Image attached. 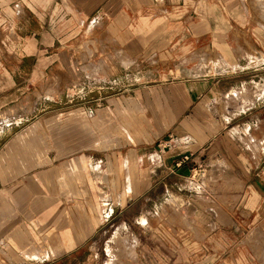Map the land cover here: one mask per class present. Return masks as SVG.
I'll use <instances>...</instances> for the list:
<instances>
[{
  "label": "crops",
  "instance_id": "obj_1",
  "mask_svg": "<svg viewBox=\"0 0 264 264\" xmlns=\"http://www.w3.org/2000/svg\"><path fill=\"white\" fill-rule=\"evenodd\" d=\"M115 66L108 79L122 75L123 93L75 92ZM261 71L264 0H0V115L35 113L0 147V248L47 261L59 239L56 255L69 256L104 223L96 199L136 201L204 167L205 181L240 187L217 210L204 191L215 207L191 225L195 262L264 264V153L256 162L234 137L264 133V100L247 109L249 97L232 96Z\"/></svg>",
  "mask_w": 264,
  "mask_h": 264
},
{
  "label": "rangeland",
  "instance_id": "obj_2",
  "mask_svg": "<svg viewBox=\"0 0 264 264\" xmlns=\"http://www.w3.org/2000/svg\"><path fill=\"white\" fill-rule=\"evenodd\" d=\"M87 30L89 31V28ZM261 65H263V60L257 66L261 68ZM115 73H120L116 66L105 73L87 75L86 78H80L75 86H73L78 87V90H75V92L78 94L79 90H82L86 94H92L103 88L104 91H100L103 94L112 93L113 91L115 93H123L125 88L124 80H121L122 75H117V86L110 84L113 81L109 80L108 76ZM259 77L264 78V71L256 73V84L248 82L247 84L250 86L246 85L239 89L248 90L242 96L251 97L248 98L249 102L250 100H254V97L256 103L259 100H264V85L258 82ZM244 79L253 80V78L249 79L248 77ZM237 91L232 93L234 98H237V94L235 95ZM49 99L53 100L54 98ZM226 99L227 97L219 102L218 109L222 108L221 105H224L223 102ZM243 105L232 102L230 106L234 107V110L230 111H240L238 108ZM256 110V129H262L264 128V106L262 105L259 110L257 108ZM34 116L35 113L30 108L0 115V147L11 139L18 130L33 122ZM237 125L238 119L231 120L230 130L236 128ZM39 130L37 131V136L44 140L46 133L45 131L39 133ZM240 136L239 132L234 135L235 139L238 138L242 144L248 145L247 147L253 149L256 162L260 161L262 157L260 153H264V150L262 151L264 133L256 134V142L246 144ZM243 138L247 141L251 138V135H244ZM254 144L256 146L252 148L251 146ZM201 159L204 160L205 158ZM202 168L204 170V167ZM263 169L261 167L258 171H262ZM195 173L194 171L188 173L185 179L172 175L163 184L156 186L144 195L142 199L136 201L127 202V199L123 202L122 199H113L112 196L96 199L95 204L91 203V205L101 207L102 216H100H104V223L93 238L69 256L61 257L59 254L56 255L54 248L60 242L57 238L56 245L52 247V252L55 255H51V258L47 261L25 262L24 258L17 256L12 259L5 249L0 248V264H197L195 256L200 249L194 245H190L191 239L194 241V238H196V236L194 237L191 225L193 226L196 221L209 222L203 210L206 207H215V205H208L210 199L203 195L204 191L208 190V186H213L209 187V189L214 192L217 198L214 199L217 210L221 206L232 205L234 200L224 197V193L238 190L240 184L226 177H223L224 181L222 183L214 182L212 179L205 181L204 177L202 179V176H204L203 172L197 176ZM260 177L263 178V176ZM89 202L87 200V204L91 208L92 206L89 205ZM114 202L116 203L115 206L113 205ZM111 209L113 213L109 212ZM100 216H97L99 221ZM64 233H67L68 238L72 239L68 232L64 231ZM128 239L139 241L138 246L131 248L127 244ZM34 250L30 252H34ZM35 251L39 253V250ZM40 259L41 256L39 254V257L37 255V258H32L31 260Z\"/></svg>",
  "mask_w": 264,
  "mask_h": 264
},
{
  "label": "built area",
  "instance_id": "obj_3",
  "mask_svg": "<svg viewBox=\"0 0 264 264\" xmlns=\"http://www.w3.org/2000/svg\"><path fill=\"white\" fill-rule=\"evenodd\" d=\"M189 160H190V155H185L183 156V158L181 159L178 165L182 166L183 163L188 162ZM202 169H203L202 167H199V168H195L193 171L196 172L195 175L197 176L198 174L203 172Z\"/></svg>",
  "mask_w": 264,
  "mask_h": 264
},
{
  "label": "bare ground",
  "instance_id": "obj_4",
  "mask_svg": "<svg viewBox=\"0 0 264 264\" xmlns=\"http://www.w3.org/2000/svg\"><path fill=\"white\" fill-rule=\"evenodd\" d=\"M248 92V90H239V91H237L236 93H235V95L237 94V98H239V97H241L242 95H245L246 93ZM244 97V96H243ZM246 97V96H245ZM249 98H251V97H249ZM240 99V98H239ZM248 105V107H251L252 105H253V101L252 100H250V102L247 104ZM247 107V106H246ZM38 255V254H37Z\"/></svg>",
  "mask_w": 264,
  "mask_h": 264
}]
</instances>
